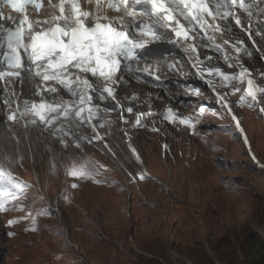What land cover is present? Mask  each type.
<instances>
[{
    "label": "rangeland",
    "instance_id": "1",
    "mask_svg": "<svg viewBox=\"0 0 264 264\" xmlns=\"http://www.w3.org/2000/svg\"><path fill=\"white\" fill-rule=\"evenodd\" d=\"M244 61L263 82L264 64L258 63L255 57ZM205 67H210V64ZM145 88L150 91L149 96L140 95L138 91L133 93L135 90H129L132 91L129 96L124 94V110L132 107L135 113L128 118L124 114L122 126L123 129L128 126L124 133L135 141L148 172L161 175L160 179L172 188V211L162 185L152 179L138 182V176L130 169L137 177L136 185L126 175L122 176L115 164L103 154L102 142L94 140L87 148L80 146L82 153L78 147H74L75 150L61 145V139L69 144L76 143L74 138L62 135L61 138H53L43 152L49 155L47 173L42 154L36 157V167L45 189L47 174L52 180L48 188L49 201L52 200L56 212L52 210L50 215L40 213L39 208L49 203L40 197L36 187L24 201L20 199L21 202L15 203L16 206L24 205L22 210L7 205L11 210L0 214V264H254L257 259L264 260V170L251 163L237 140L229 141L218 130L224 122L220 111H211L204 106V114L198 115L200 107L206 105L204 101L210 102L207 93L197 95L193 90L188 93L184 84L175 90L168 87L174 93L181 92L194 99L183 102L173 96L172 99L167 98L160 92L161 88ZM231 98L235 113L238 112L245 125L254 132L252 143L264 162L262 122L255 116V111L246 113L239 103H235L236 94ZM168 100L173 106L176 102L184 103L174 107L178 110L172 107L180 117H193L195 114L201 117L202 122L195 125L194 130L179 123H168V129L161 122L165 108H170ZM105 108L113 107L106 105ZM115 110L114 117L108 115V119L113 121L114 118L113 122L117 123H113L111 128L98 127V131L102 137L105 129L111 132L104 140L106 144L119 145L123 129L119 130L121 120L117 117V121ZM149 110L156 111L153 112L155 115L143 121L158 120L156 125L161 133L169 136L176 153L179 150L185 152L183 159L162 160L155 145L161 139L158 137L156 141L160 134L148 133L135 125V115ZM258 127L263 128L259 134ZM89 133L91 139L94 134L91 130ZM215 135L229 145L234 163L228 170L219 171L214 166L217 159L214 151L217 150L209 146H214L210 143ZM188 159L191 160V169L185 164ZM80 168L98 171L95 180L101 183L68 174L72 169ZM7 170L26 177L34 184L27 165L18 168L11 164ZM110 181H118L125 190L113 186ZM73 183L78 187L72 188ZM127 191L131 192V207L126 205ZM141 195L154 205L142 201ZM35 200L40 202L39 206ZM33 219L36 230L26 231L33 227ZM89 219L110 240L127 246L130 240L133 241L137 247L133 251L138 250V253L132 251L134 247L119 248L101 232L98 234L96 227L88 223ZM9 220L18 222L8 226ZM170 228L172 237H167Z\"/></svg>",
    "mask_w": 264,
    "mask_h": 264
},
{
    "label": "snow or ice",
    "instance_id": "2",
    "mask_svg": "<svg viewBox=\"0 0 264 264\" xmlns=\"http://www.w3.org/2000/svg\"><path fill=\"white\" fill-rule=\"evenodd\" d=\"M87 3L95 4V11L83 10L79 0H60L58 14L52 13L44 19L33 20L29 18V6L39 14L42 6L39 0H0V5L9 9L6 15L3 7H0V21H10L12 25H0V95L7 91L9 85L27 87L36 79L38 85L33 95L40 97L39 101L24 100L23 110L17 103L16 108L7 116L8 121L16 122L19 118L30 117L31 124H42L45 128H53L54 134L63 133V136L69 137L72 135V127L87 125L95 135L91 139L83 136L80 139H88L89 143L92 140H102L93 121L99 118L101 111L108 109L102 110L99 104H93V100H111L117 108L123 109L117 96L118 87L127 83L123 70L130 73L138 71L133 68V62L138 57L155 55L153 49L145 47L148 40L168 36L173 37L169 41L173 46L179 47L186 54H195V59L191 54L187 59L196 70L195 75L201 80H205V74L212 78L218 77L220 85L225 87L233 82L243 84L246 81L247 87L239 98V106L242 107L245 103L248 107L264 105V96L258 97V94H264V87L256 85L246 67L231 63L234 57L227 53V40L217 42V34L230 31L233 23L247 31L251 39V23L247 29H243L241 24L240 13H246L250 22L254 14L252 6L246 0H87ZM49 5L57 7L51 0ZM109 11L115 15H109ZM142 17H146L149 22H145ZM202 41L207 43H201ZM237 44L240 46H231L237 58L241 53L248 56L252 54L243 46L242 41ZM200 47L221 53L230 68L239 67L238 74L224 72L219 67L200 68L204 63L199 55ZM205 59L211 60L212 57ZM143 71L149 74L147 67ZM90 78H95V83ZM159 79L155 77L149 82ZM205 83L212 86L213 79L205 80ZM240 91L239 87H233V94ZM62 92H67L70 99H64ZM195 94H200L199 88H196ZM9 95L12 97L11 102L4 103L11 109V104L19 101V94L13 89ZM226 97L227 93L217 94L221 106L227 110L243 134L240 122L233 114ZM126 111L132 114L133 108L127 107ZM204 111L205 107L201 106L198 115ZM259 111L264 113V106H260ZM153 115L155 114L152 112L136 114L135 125L143 127L142 120ZM163 120L171 124L179 123L193 130L195 128L193 118L180 117L171 108L163 114ZM0 122H3V118H0ZM99 127H104V124L101 123ZM152 130L158 131L156 128ZM244 142L247 143L246 137ZM61 143L67 146L66 140L61 139ZM75 146L80 147L79 140ZM129 147L136 162L142 164L135 148L131 144ZM164 147L167 148V145ZM68 174L77 179L95 180L99 172L80 168L72 169ZM128 175L132 176V173ZM137 176L140 180L147 178L142 173ZM132 179L135 181L137 177L132 176ZM95 182L101 183L99 180ZM27 187L11 172L0 168V212L11 210L6 205L16 206L14 202L23 196ZM71 187L76 188L78 184L73 183ZM16 207L22 210L24 205ZM41 214L50 212L44 210ZM17 222L8 221L9 225ZM34 225L35 219L33 227L25 230L35 231Z\"/></svg>",
    "mask_w": 264,
    "mask_h": 264
},
{
    "label": "bare ground",
    "instance_id": "3",
    "mask_svg": "<svg viewBox=\"0 0 264 264\" xmlns=\"http://www.w3.org/2000/svg\"><path fill=\"white\" fill-rule=\"evenodd\" d=\"M234 38H237V36H234ZM254 39L256 40V43L258 46L262 45V38L261 37H255ZM210 55L212 58H215V56H213V54H210ZM250 56L254 57L253 54H251ZM201 57L203 59H205L207 57V54L202 53ZM166 58L171 59L172 60L171 64L174 65V67L178 68V66L176 64V60L178 58L169 57V56H167ZM206 64L207 65L210 64V67L211 66L217 67L219 65L216 58L214 60H211V61L206 60L205 65ZM184 69H185V67L182 66L180 69L175 70L174 73H172V75H170L168 72L165 71V68L162 65H159L158 66V73L162 74L166 78H174L176 80V82L178 83L179 87L181 88V86H183V84L185 86L186 83H190V84H191V82L194 83L193 79L189 78L188 76L181 75V73L183 72ZM204 69H207V67H205ZM205 77L211 78L209 76H205ZM31 87H32V85L31 86L28 85L24 89H21L18 87L15 90V92L17 94H19V99L21 101H24L26 99L31 101V100L35 99L36 96L33 95L34 91L33 90L30 91ZM159 88H161L160 92L163 95H166L167 98L172 99V96H173L175 98H178V100L181 99V101H183V102H190V100H194L193 97H189L184 93L172 92L167 86H162ZM162 89L165 91V93L163 92ZM187 89H189V88L187 87ZM129 90H135L133 93L138 91L140 95H146V96H149V92H150L148 89L145 88V86H142V85L132 84L129 87H125V88L121 87V89L118 93V97L122 100L123 107H124V102L126 101L124 99V94L129 96V94L132 92V91L130 92ZM12 91H13V89H8V87H7V91H5V93L0 97V118L5 119V117H6V114L2 111L1 106H2V104H4V101L9 100V98H10L9 93ZM128 91H129V93H128ZM177 94H178V96H177ZM214 101H215V99H213V102ZM168 103H170V104H168ZM168 103H167V106H170L171 109H172V107L174 108L175 106L178 107V102L175 103V106H173L172 102L169 100H168ZM179 103H181V102H179ZM110 106H112V105H110ZM105 109H107V108H105ZM124 109H125V107H124ZM167 109L168 108H165L164 112H166ZM174 109L178 110V108H174ZM115 111H116V114L118 115L119 109L116 108ZM153 112H156V111L153 110L152 113ZM99 115L101 116V119L96 122L97 128L99 127V125L101 123L104 124V127L111 128V126L113 125V122L108 119V115H102V114H99ZM135 117H136V115H135ZM155 121H158V120H154V123H155ZM142 122H143V120H142ZM151 124H153V122H151L149 125H151ZM104 127H102V128H104ZM123 127L124 126H121V128L119 127V130H122ZM90 130L91 129L87 128V131H88L87 132L86 129H83L81 127H79V128L72 127L70 129V131L72 133L71 137L74 138L73 142H76L77 140H79L80 146L83 148H87V146L91 143L88 142V139H80V137L83 136V137H87L90 139V137H89V134H90L89 131ZM127 130H128V126L126 127V129H123V132H121V135H120L121 140L119 142V145L112 143V144H107V147H105V144H106L105 143L103 146V149H104V154L120 170L122 176H124V177L127 176V178H129L131 181H133L132 176H134V175L132 172H130V170L133 171L136 175L138 173H142L146 177L151 175V174L148 172L147 167L145 166V161L142 160V156L139 153V149L136 146L135 141L132 140L126 133H124V131H127ZM93 134L95 135V133H93ZM159 134L161 137H163V135H164L161 132ZM62 135H63V133H55L54 134L53 128H50L48 130L43 131V130L37 129L34 126H28L27 128H22L21 124H7L6 126H3V127L0 126V168H4L5 170H7L8 166H10L11 164L14 165V167H18V168L19 167H21V168L25 167L26 165L28 167H30V170H31V173L33 176V180L35 183V187H37L39 189L40 196L44 200L49 202L50 192H49L48 188H49V184L51 183V178H50V175L47 174L48 176L46 177L47 183H46V189H45V183L43 185L41 184V178L39 177L40 174H39L38 168L36 167V157L38 154H42L43 162L46 165V173H47V170H48L47 164H48L49 155L44 154L45 153L44 150L47 149V146L50 145V141L53 138H61ZM100 135H102V134H100ZM162 139L163 138H161L159 140V142L162 141ZM93 141L94 140H92V142ZM129 144H131V147L135 148L136 153H138L140 155L141 160L143 161L142 164H139L136 162L135 156L133 155L131 148L129 147ZM102 145H103V142H102ZM85 155H86V153H85ZM49 169H50V167H49ZM128 173H132V176H129ZM152 176H153V174H152ZM134 182H137V181L135 180ZM47 192L49 194H47ZM21 238H23L22 235H21ZM26 241H28V240H26ZM28 242H30V241H28Z\"/></svg>",
    "mask_w": 264,
    "mask_h": 264
},
{
    "label": "clouds",
    "instance_id": "4",
    "mask_svg": "<svg viewBox=\"0 0 264 264\" xmlns=\"http://www.w3.org/2000/svg\"><path fill=\"white\" fill-rule=\"evenodd\" d=\"M200 93L204 94V93H207L209 98H210V102H208L207 100H205L204 102L206 103V105H203V106H208V108L211 110V111H220L224 116H223V119H224V122L222 124L219 125V131L222 132L223 136L228 138L229 141L233 142L235 140H237L239 142V144L241 145V147L243 148L244 152L246 153L248 159L251 161V163L253 165H255L252 160H251V157H250V154H249V151H248V148H246L243 144H242V137L243 135H245L247 138H248V141L251 143L250 144V148L252 147L253 148V152L257 154V158L259 160V163L264 165V162L261 161L260 159V156L259 154L256 152V148L254 147V145L252 144V134L253 132L245 125L244 121H243V117L238 115V112L235 113V111L233 110L232 108V98H231V88L230 87H222V88H219L217 90V94H220V95H224L227 93V100L229 102V106L232 108V112L233 114L236 115L237 119L239 120L240 122V127L243 129V134L240 132V130L236 127L235 125V121H233L231 119V116L227 113V110L225 108H223L222 106H220L218 103V99L214 96V94H212L208 89H206V87H203L200 89ZM236 94V99H235V103H238L239 99H238V96L240 97L242 94L241 93H235ZM234 95V94H233ZM213 99H215V101L213 102ZM179 105H184L183 103H178V106ZM264 106V105H263ZM242 110L249 112L251 110V107H248L247 103L244 104V106H242ZM255 109V108H254ZM256 112V110H255ZM208 113V112H207ZM204 114V113H203ZM189 117V116H187ZM193 122L195 123V125H197L199 122H200V119L201 117L199 116H196L195 114L193 115ZM198 121V122H196ZM153 122V121H151ZM151 122L149 121H144V129L148 132V133H151V134H159L160 133V128L156 125V123H153L151 125H149ZM161 122L167 126L168 125V121L166 120H163L161 119ZM202 122V121H201ZM200 122V123H201ZM153 128H156L158 129V131H150L151 129ZM168 128V127H167ZM196 128V127H195ZM194 128V129H195ZM211 128V127H209ZM262 128V127H261ZM258 127L257 130L261 129ZM169 129V128H168ZM160 137V138H163L161 142H158L157 141V138ZM213 139L211 140V143L210 144H214V146H209L211 149L213 148V150H217V151H214L217 153V159L215 161V168L219 171H223V170H228L230 169V165L231 163H234V159L231 158L230 156V152H229V149H228V143L226 140L224 139H220L218 137V135H215L212 137ZM156 144L157 147H158V156L162 159V160H166V159H173V160H176L177 159H183L184 156L183 154H185L184 151L182 150H179L178 151V154L176 153L175 151V148L172 146V141L169 139V136H165L163 135V137L161 136H157L156 137ZM164 145H167V148L164 147ZM255 148V149H254ZM211 149H208V150H211ZM136 150V149H135ZM140 153V152H139ZM203 154V153H202ZM196 159L198 160L199 158V155H198V152H196ZM204 155H200V158L203 157ZM204 158V157H203ZM190 162L191 160H186L185 161V164L187 166L188 169H191V165H190ZM258 168V167H257ZM260 168V167H259ZM263 169V168H261ZM154 170V169H153ZM160 170V169H159ZM196 169L194 170H190L191 172L192 171H195ZM264 170V169H263ZM161 176V175H159ZM158 174L154 173L153 176L152 175H149L147 176L146 179L144 180H140L138 178V182H144V181H147L148 179H152L153 181L157 182L158 184L162 185V187L164 188V190L166 191V198L167 200H169L170 204H171V211H172V188L170 187V185L166 182H163L161 179V177H159ZM161 178V179H160ZM131 181V180H130ZM134 181H132L133 183ZM137 182V183H138ZM110 183H113V186H117V187H120L121 190H125L124 186H122L121 183H119L118 181H116L114 183V181H110ZM136 182H134V184L136 185L137 184ZM127 193L129 194V196L127 197L126 199V205L127 206H130L131 207V199H130V195H131V192L130 191H127ZM141 199L142 201L146 202V203H149L151 205H154L153 203L149 202L147 197L144 196V195H141ZM127 210L129 211V208L127 207ZM174 212V211H173ZM175 213V212H174ZM85 215H87V213H84ZM129 214V213H128ZM129 217H130V214H129ZM89 224L91 225H94L96 227V224L95 223H92V220L89 219ZM95 229V228H94ZM98 234L101 232L103 235L106 236V239H108L110 242H112L113 244H115L116 246H119V248H127V247H134V248H131L132 251L133 249H137L135 243L133 241H129L128 242V246L127 245H123V244H120L119 241H113V240H110V237L107 236L105 234L104 231H100V229H98L96 227L95 229ZM172 237V228H170V231L168 232V235L167 237ZM131 244V246H130ZM133 252H136L138 253V250H135ZM156 258H154L153 260H155ZM157 260V259H156Z\"/></svg>",
    "mask_w": 264,
    "mask_h": 264
},
{
    "label": "trees",
    "instance_id": "5",
    "mask_svg": "<svg viewBox=\"0 0 264 264\" xmlns=\"http://www.w3.org/2000/svg\"><path fill=\"white\" fill-rule=\"evenodd\" d=\"M254 264H264V260H262V259H257V260H255V262H254Z\"/></svg>",
    "mask_w": 264,
    "mask_h": 264
}]
</instances>
